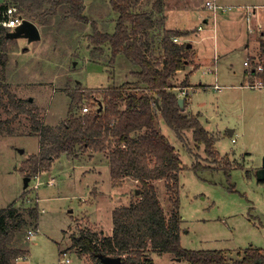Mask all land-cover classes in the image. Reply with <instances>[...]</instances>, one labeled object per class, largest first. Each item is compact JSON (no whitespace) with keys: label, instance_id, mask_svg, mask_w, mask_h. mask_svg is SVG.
Segmentation results:
<instances>
[{"label":"rangeland","instance_id":"374dc122","mask_svg":"<svg viewBox=\"0 0 264 264\" xmlns=\"http://www.w3.org/2000/svg\"><path fill=\"white\" fill-rule=\"evenodd\" d=\"M82 1L83 13L97 22L98 30L113 32L116 12L109 1ZM163 1L168 6L165 9L167 27L188 29L187 35L180 38L181 42H192L191 37L194 40L196 34L204 36L196 45L202 64L189 74L182 71L176 74L172 83L178 89L187 76L189 83L209 84L208 88L198 85L196 92L190 93L194 114L185 111L188 115L199 114L201 124L216 138L214 146L220 155V161L213 160L204 145L192 139L191 130H182L178 137L164 120L161 121L162 133L173 144L184 165L178 176L180 245L193 250L225 249L228 258H235L237 250L249 245L264 250V179L263 174L257 175L264 155V87L250 88L253 77L241 85L240 70L245 57L241 45L246 39V23L245 18L235 12L243 11L246 5H264V0H216L217 4L234 5L235 11L231 15L227 12L216 15L214 26L211 21L203 23L208 14L206 0ZM152 3L141 0L134 11H150ZM19 11L38 26L40 38L29 41L25 37H10L6 42L7 63L0 64V119L12 115L5 110L8 100L2 84L17 98L32 97L39 117L50 125L65 119L70 103L67 93L77 87V82L91 91L92 96L100 98L103 90L123 82L132 80L133 87H142L131 73L138 67L125 56L117 54L111 62L107 46L95 50L94 55L90 52L91 26L67 16L65 6H60L45 24L38 23L34 11ZM260 13L264 19V8ZM199 23L204 28L198 31ZM155 35L153 54L159 56L161 37ZM224 52L230 55L222 63L234 64L236 73L227 80L217 68L219 89L215 90L211 84L215 83L216 71L211 73L208 69H213L210 64L213 53L222 55ZM86 101L84 98L75 106V113L81 111ZM38 150L39 138L29 131L26 115L21 114L1 128L0 208L14 203L19 210L32 205L39 209L35 237H27L36 228L28 227L26 243L21 244L28 254L12 264H59L60 249L67 252L70 264H93L89 255L79 254L72 245L73 236L84 227L94 230L99 239L110 235L113 225L109 211L136 199L139 184L129 177L115 185L109 178L106 155L92 151L83 154L78 150V157L61 154L49 169L30 176L24 188V175L19 168L28 155ZM96 158L101 162L97 163ZM226 161L231 166L228 174L222 168ZM96 163L98 167L94 166ZM193 165L200 166L199 170L194 171ZM154 184L164 215L170 218L173 205L167 180H157ZM167 257V254H157L153 258L157 264H171ZM181 264L188 263L184 259Z\"/></svg>","mask_w":264,"mask_h":264},{"label":"trees","instance_id":"16d2710c","mask_svg":"<svg viewBox=\"0 0 264 264\" xmlns=\"http://www.w3.org/2000/svg\"><path fill=\"white\" fill-rule=\"evenodd\" d=\"M117 13L113 32L98 30L97 22L84 13L82 0H3L0 3V64L7 63L6 42L9 28L2 22L7 18L5 10L15 6L19 10L34 11L39 24L56 14L60 6L66 7V15L89 24L90 52L109 48L110 61L122 54L136 64L131 71L142 87L130 82L113 85L102 92V97L80 87L68 91L70 103L65 119L56 125L46 124L39 117V109L32 100L17 98L5 84L1 87L7 95L6 113L11 117L0 119L1 128L21 114L28 118L29 131L39 138V150L28 155L21 163L20 172L32 176L49 169L61 154L75 157L80 152H103L107 159L109 176L115 185L121 179L131 177L139 184L136 199L129 205H119L111 211L112 231L99 239L98 234L84 227L72 238V245L79 254H87L93 264H103L99 254L119 256L121 264H155L151 253H171L185 259L188 264H264V250L251 245L237 250L235 258H228L224 249L193 250L180 245V221L178 213L179 173L184 169L178 153L167 136L162 133L159 121L164 120L178 137L182 130H191L195 143H202L205 152L215 161L220 155L215 149V139L201 124L198 114L186 113L185 101L178 105L177 90L172 83L176 71L190 61L187 42L176 43L173 37L182 31L161 27L163 17H154L152 11L138 12L134 8L141 0H108ZM159 8L161 0H156ZM160 36V54H153L155 37ZM153 36V37H152ZM101 53V52H100ZM262 71L258 78L264 86V42L259 45ZM103 54V52L101 53ZM182 85L187 86V76ZM84 98L89 111L75 113L76 105ZM80 152H79V151ZM193 165V170H199ZM228 174L231 166L223 163ZM166 179L172 198L171 217L164 215L154 182ZM25 194V193H23ZM22 194V195H23ZM39 219L37 205L19 210L13 204L0 208V264H12L24 257L28 250L25 242L28 227H36ZM18 245V246H17ZM64 250H60L62 256Z\"/></svg>","mask_w":264,"mask_h":264},{"label":"crops","instance_id":"0c3cea01","mask_svg":"<svg viewBox=\"0 0 264 264\" xmlns=\"http://www.w3.org/2000/svg\"><path fill=\"white\" fill-rule=\"evenodd\" d=\"M150 1L151 2L153 1L152 5H151V6H153L152 9H151L152 10V13H153V16L154 17H160V16H162L163 19H164L163 22H162V24H161V27L169 28V29H176V30L182 31L183 34L179 35L180 37L187 35L188 29L185 28V26H178V27L170 26V27H167V25H166V23H167V16L165 14V9L168 6H167L166 2H164L163 0H161V4H160L159 8H157V5L154 4V2L156 0H150ZM2 2H3V0L0 1V3H2ZM220 5H222V4H220ZM154 6H156V7H154ZM205 6H206V4H205ZM223 6L229 7L228 11H226L228 13L227 15H231V12L232 11H235V10H233L234 9V5H231V6L230 5H223ZM236 7H238V6H236ZM261 8L262 9L264 8V5L263 4H251L249 6L246 5V7L244 8L243 11L242 10L239 11V9H238V11H235L240 16H242L243 18H245V23H246L245 24V27L246 28L244 29L245 30L244 32H245V35H246V39H245L244 43L241 45V46H243L241 48V52L245 53V57H244V59L242 61V68L240 70L241 71V80H242L241 81V85H243V82H245L247 79H249L251 81V77H252V76H249L248 75V71H247V69L244 66V60L247 57H249L251 59H258L260 57V53H259V45H260V42L261 41L264 42V19H263L262 14L260 13L261 12ZM207 10H208V14L205 16V19H203V23H205V24H208L211 21V24H213V26H214L215 25V21H216V18H215L216 15H225V14H221V13H225V12L219 11L218 13H215L214 18H212V14H211L210 10L208 8H207ZM115 15L117 16V13H115ZM248 17H249V20H248ZM115 18H114V20H115ZM199 25L201 26L200 29H198V26ZM199 25L196 26V30H198V31L199 30H202L204 28V26L201 23H199ZM184 30H186V31H184ZM257 32H258L259 35H256ZM179 36H176V37H179ZM203 37H199V36H197V34H196V37L194 38V40L191 37L192 42H189L190 45L188 47H190V54H192V57H190L189 63H187L184 68L176 71L175 75L172 77V81H174V78H175L176 74H180L181 71L183 73H186L187 74L188 72H192V71L196 70L198 68V66H200V64H202V62L200 61L201 59H200V57H198V54H197L196 45H197V43H199L203 39ZM193 54L195 55L194 57H193ZM213 54H214V57L211 59V62H210V64L213 65V69L209 68L208 69V72L215 73L216 69L218 68V71H219V73H221L222 77L225 78V79H227V80H229L236 73V69L234 67V64H232V63L225 64V63H222V61L226 57H228L230 55V52H224V54H222V55L221 54H218V53H213ZM218 64H219V67H218ZM205 72H207V71H205ZM132 76L135 77L134 75H132ZM135 80H136V78H135ZM217 80H218V73L216 71L215 78H214V82L215 83L211 84V86L215 90L216 89H219V84H218ZM131 81H127V82H131ZM127 82H123V83H127ZM120 84H122V83H120ZM116 85H119V84H116ZM198 85H201L202 88H208L209 87V84L208 83H199ZM198 85L197 84L195 85L194 83H189V78H188L187 86H183L182 85V87H180V88H184V90H186V92H187L186 96H184L183 98H184V101H185L186 111H188V110L191 111V112H189L191 114H194V111L192 110L193 107L191 106V96H190L191 94L190 93L191 92H194L195 93ZM261 87H264V86H261ZM174 88H177V87L174 86ZM180 88H178V89H180ZM200 113H202V112L200 111ZM198 116H199V114H198ZM161 121L162 120L159 121L160 128H161ZM232 133H233V130H231V134ZM214 139L216 140L215 137H214ZM232 141H234V140L232 139ZM94 153L95 154H102V155H104L103 152H94ZM83 154H86V152H83ZM78 156L79 155H77L75 157H78ZM92 159H93V157H92ZM96 160L98 161L97 163L101 162V160H99V158H96ZM97 163L94 165L95 167H98L97 166ZM109 178H110V176H109ZM117 206H119V205H117ZM111 211H112V209H111ZM111 211H109V215L111 214ZM60 250H63V249H60ZM157 254L160 255V256H164V255L167 254L169 256L167 258L171 262V264H173L174 262H175L174 264H181L183 262V259L174 257L173 255H172L173 257H170V255H169L168 252L163 253V254H159V253H156V252H152L151 253V257H152V259H153V261H154L155 264H157V263L155 262V260H154L153 257L155 255H157Z\"/></svg>","mask_w":264,"mask_h":264},{"label":"built area","instance_id":"2783aa9c","mask_svg":"<svg viewBox=\"0 0 264 264\" xmlns=\"http://www.w3.org/2000/svg\"><path fill=\"white\" fill-rule=\"evenodd\" d=\"M206 6L207 8L210 10L211 14H212V18H214V15L217 11H221V12H226L228 11L229 7L217 4V2L215 0H206ZM5 15L7 16V18L2 22V24L8 28H15L17 25L21 24L22 20L24 19V17L18 13L17 8L15 6H9L7 7V9L5 10ZM249 20V17H248ZM201 26H198V29H200ZM180 36L179 37H173V41L176 43L181 42L180 41ZM244 66L248 71V75L252 76L253 79L251 82H253V84L249 85V87H253L254 85L261 87L262 86V82L261 80L258 78V74L259 72L262 71V63L261 60L258 59H251V58H246L244 60ZM177 90V96L178 97H184L186 96L187 92L186 90H184V88H180V89H176ZM90 107L88 106V104H84L81 108L82 112H87L89 111ZM49 183H52V180H50ZM35 231V232H34ZM31 231L27 237L28 238H34L36 234V230ZM70 258L67 255V252L64 250L62 256L60 257L59 260V264H70Z\"/></svg>","mask_w":264,"mask_h":264},{"label":"water","instance_id":"95a60500","mask_svg":"<svg viewBox=\"0 0 264 264\" xmlns=\"http://www.w3.org/2000/svg\"><path fill=\"white\" fill-rule=\"evenodd\" d=\"M7 36L12 37V38L25 37L29 41H32V40L40 38V31H39L38 26L34 22H32L29 19L24 18L22 20L21 24L17 25L13 29V31H9L7 33ZM187 45L189 46L190 44L188 43ZM29 100H31V97L29 98ZM183 101H184V98L180 96L177 100L179 107L180 106L182 107ZM21 152H22V150H21ZM261 159H262V164H261L260 168L257 170L258 171L257 175L263 174L262 179H264V155L261 157ZM28 180H29V177L24 176V178H23V186L24 187L27 186ZM98 258L100 259V261L103 264H121V259L119 256H107V255L99 254Z\"/></svg>","mask_w":264,"mask_h":264}]
</instances>
